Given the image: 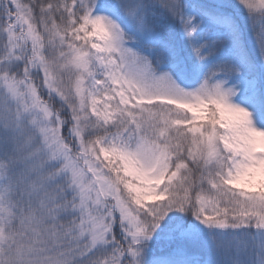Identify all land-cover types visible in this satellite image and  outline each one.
Instances as JSON below:
<instances>
[{
	"label": "snow or ice",
	"instance_id": "6c2138e0",
	"mask_svg": "<svg viewBox=\"0 0 264 264\" xmlns=\"http://www.w3.org/2000/svg\"><path fill=\"white\" fill-rule=\"evenodd\" d=\"M0 264H264V0H0Z\"/></svg>",
	"mask_w": 264,
	"mask_h": 264
}]
</instances>
